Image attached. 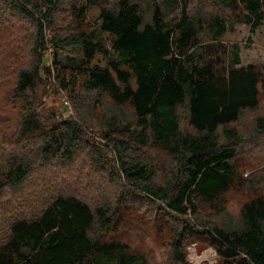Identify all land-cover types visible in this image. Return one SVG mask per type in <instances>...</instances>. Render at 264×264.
<instances>
[{"label": "trees", "instance_id": "obj_1", "mask_svg": "<svg viewBox=\"0 0 264 264\" xmlns=\"http://www.w3.org/2000/svg\"><path fill=\"white\" fill-rule=\"evenodd\" d=\"M174 3L173 24L160 0H0V25L17 18L34 28L32 64L15 88L26 104L25 155L0 166V264H152L128 241L152 220L166 264H189L195 242L214 247L222 264H264V65H239L240 46L222 42L238 24L260 26L264 0ZM53 69L75 114L47 126L31 92L53 83ZM81 157L111 186L105 201L89 200L90 180L75 172L38 205L6 197L33 173L51 178ZM231 194L244 196L236 209Z\"/></svg>", "mask_w": 264, "mask_h": 264}, {"label": "rangeland", "instance_id": "obj_2", "mask_svg": "<svg viewBox=\"0 0 264 264\" xmlns=\"http://www.w3.org/2000/svg\"><path fill=\"white\" fill-rule=\"evenodd\" d=\"M160 2L163 6L165 20L168 23H176L180 16L179 5L174 3V0H160ZM98 13L99 9L95 6L92 7L89 12V20L91 22H96L95 20ZM8 19H11V25H0V166L4 168L8 164V159L18 154L20 156L25 155V151L20 153H17V151L20 148L18 144L20 143L21 121L26 111V104L20 99V96L17 95L15 88L18 82L19 69L32 64L30 57L31 53L29 54V37L34 32V28L29 23L22 22L17 18L16 20L12 18ZM52 34L53 32L49 28L45 32V39L49 47L45 52V56L46 61L50 65L53 62L51 58L53 57L52 51L54 50L51 45ZM104 36L108 37V34H104ZM202 37L204 39L210 38L211 30L207 29ZM222 42L228 46L227 48L230 51L233 43L240 46L241 63L239 65H247L249 63L264 65V21L255 31H252L247 24H238L236 25L235 31L228 33L222 39ZM229 62L233 63L231 55L229 56ZM101 63H104V61H101ZM6 69L7 72L3 75L2 70ZM53 71V83H51L49 79H42L37 84V91L31 92L32 98L35 95L38 97V102H44L38 107L37 112L41 124L43 125L45 123L47 126L59 122L62 116L75 114L71 97L69 93H67L68 91L55 84L54 75L56 70L53 69ZM42 74L44 75V73ZM80 90V88H76L73 92H80ZM262 106L264 108V101ZM251 116L253 117V112L246 113L244 118L249 120ZM92 135L97 138L96 132H92ZM248 155L247 153L246 157ZM255 171L256 169H254V167L248 168L245 166L244 172L246 175H253ZM74 172L86 177L87 181L90 180L88 185L91 190V198H89V200L99 202L109 198L112 193L111 186L107 185L106 179L103 176L97 175V173L90 170L86 160L82 157L78 163L75 164V167L62 168L54 173L51 178L37 174L40 178L39 180H35L37 175L33 173L34 178H29L20 189H10L9 195L6 197L8 200L12 201V199L18 197L16 194H19V196L23 197L24 203L27 205H38L42 200L46 201L47 198L53 196L52 191L54 187H57V191L64 187V182H66L68 177L71 178L70 175L74 174ZM242 197L244 198V196L239 194L229 195L227 202H230V209H236ZM12 203L13 202H11V204ZM152 223L157 225L160 221L152 220V222L150 221L147 224H140L141 227L139 231L132 229L131 234L128 233V241L138 246L140 250L149 252L152 264H166L170 259V251L167 249V246L165 247L166 242L163 243L162 241L164 237L163 232ZM139 245L141 247H139ZM189 246L193 248L195 254H199L209 247V245L198 244V242L187 245V249ZM191 254L192 253H188V256ZM188 256L187 260L189 264H210L208 260L189 261ZM214 260L215 264H222L218 256L215 257Z\"/></svg>", "mask_w": 264, "mask_h": 264}, {"label": "clouds", "instance_id": "obj_3", "mask_svg": "<svg viewBox=\"0 0 264 264\" xmlns=\"http://www.w3.org/2000/svg\"><path fill=\"white\" fill-rule=\"evenodd\" d=\"M188 253H192L188 256L189 261H204L208 260L210 264H215L214 258L218 256L214 247L209 246L208 248L204 249L199 254H195L194 250L191 246L187 249Z\"/></svg>", "mask_w": 264, "mask_h": 264}]
</instances>
